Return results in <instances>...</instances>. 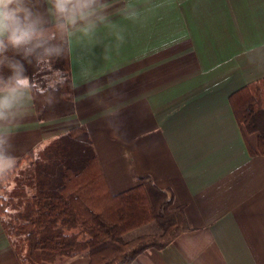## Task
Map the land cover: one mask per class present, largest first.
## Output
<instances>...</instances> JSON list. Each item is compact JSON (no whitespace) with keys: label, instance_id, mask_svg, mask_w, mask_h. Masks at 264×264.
Segmentation results:
<instances>
[{"label":"crops","instance_id":"obj_1","mask_svg":"<svg viewBox=\"0 0 264 264\" xmlns=\"http://www.w3.org/2000/svg\"><path fill=\"white\" fill-rule=\"evenodd\" d=\"M131 2L138 21L112 17L118 47L109 28L99 44L73 39L74 112L40 122L33 105L14 136L16 166L83 126L110 197L151 183L191 228L130 264H264V156L250 154L256 134L242 132L229 104L264 79V0ZM6 237L0 222V264H21Z\"/></svg>","mask_w":264,"mask_h":264},{"label":"trees","instance_id":"obj_2","mask_svg":"<svg viewBox=\"0 0 264 264\" xmlns=\"http://www.w3.org/2000/svg\"><path fill=\"white\" fill-rule=\"evenodd\" d=\"M67 57L52 69L41 70L22 61L34 82L33 105L40 122L74 112ZM56 69L63 73L64 82L52 91L46 75ZM4 72L8 74L7 69ZM229 104L242 132L256 134L255 148L247 145L250 154L264 156V79L230 95ZM93 151L86 128L73 127L50 140L26 166L13 170V176L8 175L12 186L0 196V222L21 264H53L58 258L79 254L88 257L89 264H130L146 250H160L191 230L183 209L172 206L170 192L151 183L110 197L102 189ZM148 223L157 224L159 232L125 237ZM73 229L78 231L64 239L65 231ZM80 234L82 240H78Z\"/></svg>","mask_w":264,"mask_h":264},{"label":"clouds","instance_id":"obj_3","mask_svg":"<svg viewBox=\"0 0 264 264\" xmlns=\"http://www.w3.org/2000/svg\"><path fill=\"white\" fill-rule=\"evenodd\" d=\"M44 4L47 9L41 11ZM141 14L131 0H0V178L16 167L14 136L31 114L36 94L22 61L40 70L52 69L70 54L73 39L102 43V28L112 30L118 47L125 37L112 17L135 22ZM63 82V73L56 69L49 78L52 91ZM51 102L49 95L47 103Z\"/></svg>","mask_w":264,"mask_h":264},{"label":"rangeland","instance_id":"obj_4","mask_svg":"<svg viewBox=\"0 0 264 264\" xmlns=\"http://www.w3.org/2000/svg\"><path fill=\"white\" fill-rule=\"evenodd\" d=\"M54 72L50 73V74H47L46 75V78H47V84L51 85L49 83V78L50 76L53 74ZM252 135V134H251ZM28 162H23L19 165H17L14 169V172L15 170H19L21 168H23L24 166L27 165ZM12 176H13V173H12ZM12 177L11 176H6L4 178H0V196L1 195H4L8 190H10L11 186H12ZM1 218H6L5 216H1ZM159 227L157 226V224L155 223H148L146 225H143L137 229H135L134 231L132 232H129L128 234H126V238L127 239H132L134 237H137L139 235H147V234H155V233H158L159 232ZM78 231V229H73V230H70V231H65L64 233V239H67L70 235L69 234H75L76 232ZM85 237V236H84ZM83 238V235L80 234V236L78 237V240H82Z\"/></svg>","mask_w":264,"mask_h":264}]
</instances>
